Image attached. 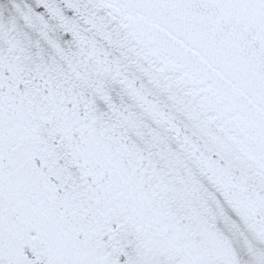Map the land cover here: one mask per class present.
I'll use <instances>...</instances> for the list:
<instances>
[{
  "label": "snow or ice",
  "instance_id": "snow-or-ice-1",
  "mask_svg": "<svg viewBox=\"0 0 264 264\" xmlns=\"http://www.w3.org/2000/svg\"><path fill=\"white\" fill-rule=\"evenodd\" d=\"M0 264H264V0H0Z\"/></svg>",
  "mask_w": 264,
  "mask_h": 264
}]
</instances>
